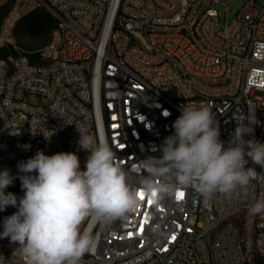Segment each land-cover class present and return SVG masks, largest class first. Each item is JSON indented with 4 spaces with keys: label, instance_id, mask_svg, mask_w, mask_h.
I'll return each mask as SVG.
<instances>
[{
    "label": "built area",
    "instance_id": "1",
    "mask_svg": "<svg viewBox=\"0 0 264 264\" xmlns=\"http://www.w3.org/2000/svg\"><path fill=\"white\" fill-rule=\"evenodd\" d=\"M197 1L0 0V171L8 169L14 177L9 188L23 175L18 163L37 151L74 152L81 162L85 151L76 126H82L108 141L130 187L142 193L148 175L143 164L162 155L184 105L211 109L225 147L237 123L248 124L255 110L257 123L244 139L264 143V0H243L225 27L217 0L189 25ZM39 10L50 12L57 26L44 47L28 50L16 42L15 30ZM163 27L175 31H156ZM18 120L28 130L27 143ZM245 158L257 174L230 195L206 200L191 187L159 201L143 194L124 218L93 222L97 245L80 264L264 261V214L249 212L264 196V168ZM16 211L12 206L0 211V232L4 218ZM202 214L208 215L207 226ZM17 247L0 238V264H25L13 254Z\"/></svg>",
    "mask_w": 264,
    "mask_h": 264
},
{
    "label": "clouds",
    "instance_id": "2",
    "mask_svg": "<svg viewBox=\"0 0 264 264\" xmlns=\"http://www.w3.org/2000/svg\"><path fill=\"white\" fill-rule=\"evenodd\" d=\"M251 115L253 119L243 127L237 123L225 147L211 109L184 105L172 125L174 134L161 145L162 155L143 164L148 175L141 181L142 194L159 201L174 195L179 187H191L210 200L217 193L230 195L248 186L257 171L246 167L245 157L264 168V143L244 139L257 123L255 110ZM76 128L79 147L88 152L84 170L74 152L48 156L37 151L18 163L24 191L19 200L14 193H5L14 177L8 169L0 171V211L7 206L17 209L4 218L0 238L18 244L13 254L22 256L26 264H80L97 245V237L82 228L85 221L110 223L139 204L141 192L130 187L108 141L94 138L82 126ZM249 212L264 214V196Z\"/></svg>",
    "mask_w": 264,
    "mask_h": 264
},
{
    "label": "rangeland",
    "instance_id": "3",
    "mask_svg": "<svg viewBox=\"0 0 264 264\" xmlns=\"http://www.w3.org/2000/svg\"><path fill=\"white\" fill-rule=\"evenodd\" d=\"M215 0H199L197 1L193 7L190 9L189 15H188V22L189 25L195 21L200 20L203 15L211 8L212 2ZM219 1L217 9L218 12L221 14V27H225V25H230L232 22L236 19V16L239 12V10L242 7L243 0H217ZM3 16H0V25L2 22ZM24 22H20L15 30V40L16 42L28 49V50H38L44 47L51 39L52 33L55 30L54 26L47 27L40 35H31L23 32L24 29ZM158 33H173L175 29L173 28H158L156 30ZM133 34L142 42H145L144 36L138 32L135 31ZM209 83L212 84H218L214 80H208ZM220 82V81H219ZM18 124L21 127H25V137L24 142H29L30 136L28 133V130L24 124V122L18 120ZM88 152H84L81 160V170H84L85 161L87 159ZM8 192L14 193L17 198L20 197L22 188H21V181L18 177V186L16 188H9L7 187L5 189V193ZM207 214H202L200 216V222H202L205 226L208 225L207 223ZM88 221H85L84 225H82V228H84L87 225ZM252 264H264V261H261L259 259H256Z\"/></svg>",
    "mask_w": 264,
    "mask_h": 264
},
{
    "label": "trees",
    "instance_id": "4",
    "mask_svg": "<svg viewBox=\"0 0 264 264\" xmlns=\"http://www.w3.org/2000/svg\"><path fill=\"white\" fill-rule=\"evenodd\" d=\"M21 22H24L23 32L31 35H40L47 27L57 26V20L47 10H39L24 18ZM0 155V164H1Z\"/></svg>",
    "mask_w": 264,
    "mask_h": 264
},
{
    "label": "snow or ice",
    "instance_id": "5",
    "mask_svg": "<svg viewBox=\"0 0 264 264\" xmlns=\"http://www.w3.org/2000/svg\"><path fill=\"white\" fill-rule=\"evenodd\" d=\"M140 196H141V198L143 199V194H142V193H141ZM182 196H183V193H178V197H177V198H180V197H182ZM129 235H131V233H130ZM172 239L175 240V236H173Z\"/></svg>",
    "mask_w": 264,
    "mask_h": 264
},
{
    "label": "bare ground",
    "instance_id": "6",
    "mask_svg": "<svg viewBox=\"0 0 264 264\" xmlns=\"http://www.w3.org/2000/svg\"><path fill=\"white\" fill-rule=\"evenodd\" d=\"M92 224H93V222L91 223V225H90V227H89V229L88 230H90V228H91V226H92ZM19 257H20V259L26 264V261L24 260V258L22 257V256H20L19 255Z\"/></svg>",
    "mask_w": 264,
    "mask_h": 264
},
{
    "label": "water",
    "instance_id": "7",
    "mask_svg": "<svg viewBox=\"0 0 264 264\" xmlns=\"http://www.w3.org/2000/svg\"><path fill=\"white\" fill-rule=\"evenodd\" d=\"M131 27V26H130Z\"/></svg>",
    "mask_w": 264,
    "mask_h": 264
}]
</instances>
